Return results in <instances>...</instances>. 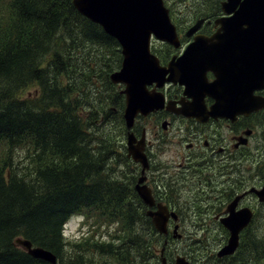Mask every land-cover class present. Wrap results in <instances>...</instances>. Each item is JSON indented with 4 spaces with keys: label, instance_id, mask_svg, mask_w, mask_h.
<instances>
[{
    "label": "trees",
    "instance_id": "1",
    "mask_svg": "<svg viewBox=\"0 0 264 264\" xmlns=\"http://www.w3.org/2000/svg\"><path fill=\"white\" fill-rule=\"evenodd\" d=\"M94 46L110 60L90 75ZM118 49L71 0H0V264H48L17 239L51 252L56 264H158L150 240L115 234L126 221L117 216L120 186L108 174L118 151L99 132L115 117L108 101L116 113L122 105L109 80ZM96 80L102 86L91 89ZM16 151L25 152L23 164ZM73 214L93 226L90 236L64 238ZM104 226L114 228L102 241L94 235Z\"/></svg>",
    "mask_w": 264,
    "mask_h": 264
},
{
    "label": "flooded vegetation",
    "instance_id": "2",
    "mask_svg": "<svg viewBox=\"0 0 264 264\" xmlns=\"http://www.w3.org/2000/svg\"><path fill=\"white\" fill-rule=\"evenodd\" d=\"M204 26L198 30V35L211 36L216 30L213 23L206 25L208 30H203ZM183 34L179 33V36ZM184 48L180 49V53ZM168 63L161 59L162 67ZM205 79L210 83L214 76L207 72ZM117 88L123 100L122 86ZM183 91L184 87L178 83H167L162 89L165 101L175 103L190 101L183 96ZM252 99L251 111L237 113L231 105L227 118H204L198 112V119H194L162 109L142 120L143 116L138 115L129 130L125 127L126 140L128 133L133 134L136 142L144 136L142 146L146 167L133 161L127 149L124 153L125 146L122 145L121 153L118 152L111 161L115 164L108 168L109 177L120 186L117 216L120 220L126 219L122 229L118 221V237L161 239L160 248L153 249L155 260L160 264L163 258L166 264H174L178 254L170 250L171 242L183 239L180 231L191 216L198 217V224L195 223L192 228L202 230L210 226L203 223L205 219L200 220V215H212L211 220L207 221L216 225L221 235L228 240L231 236L229 218L243 215L242 210L246 209L252 215L248 224L238 233L236 253L221 258L215 254L219 262L227 264H235L233 260L240 259L237 252L241 247V238L256 220L257 211L252 209L251 200H256V204L264 207L258 197L264 187V83L261 80L254 83ZM213 104L212 98L204 97L203 105L207 110ZM175 107L178 108L179 103ZM112 111L116 114V109ZM137 188L149 190L151 206L143 202ZM203 189L206 192L202 193ZM192 205L193 210L190 208ZM200 205L204 207L198 208ZM160 210L164 216H168L162 233L154 229L149 215ZM201 261V255L198 254V263ZM236 264L250 263L242 258Z\"/></svg>",
    "mask_w": 264,
    "mask_h": 264
},
{
    "label": "water",
    "instance_id": "3",
    "mask_svg": "<svg viewBox=\"0 0 264 264\" xmlns=\"http://www.w3.org/2000/svg\"><path fill=\"white\" fill-rule=\"evenodd\" d=\"M71 3L78 14L98 25L120 47L121 65L109 75V80L113 85L124 87L121 94L127 130L138 115L145 117L162 109L195 119L198 112L204 118H227L231 105L237 113L253 109L254 83L258 80L264 83V0H224L220 5L223 16L213 22L218 26L216 32L209 37L193 36L203 23L197 21L185 34L193 36L192 42L166 67L160 66L149 51L151 35L175 48L179 46L175 27L162 0H71ZM207 72L214 76L210 83L205 79ZM166 83L184 86L183 96L191 101L176 102L181 105L178 109L175 102L165 103L164 94L159 90ZM206 96L214 100L209 110L203 105ZM143 141L144 136L136 142L133 134L128 133L126 149L133 161L146 167ZM137 192L146 205H152L148 189L137 188ZM258 197L264 203V187ZM242 211L243 215L229 218L231 236L217 253L218 257L230 255L237 248L238 233L251 218L249 210ZM149 215L154 229L164 232L168 216H164L162 210ZM15 245L34 259L56 264L51 252L32 247L26 240L17 239ZM161 263L166 264L163 258ZM174 264L190 263L184 257H177Z\"/></svg>",
    "mask_w": 264,
    "mask_h": 264
},
{
    "label": "rangeland",
    "instance_id": "4",
    "mask_svg": "<svg viewBox=\"0 0 264 264\" xmlns=\"http://www.w3.org/2000/svg\"><path fill=\"white\" fill-rule=\"evenodd\" d=\"M223 0H164L166 7L169 9V13L172 16L174 24L182 31V33L189 30L197 20L203 18L205 20H213L220 16V3ZM219 6V12H217V7ZM216 11V15L211 17L213 13ZM205 25V26H204ZM207 24H203V30H208ZM184 39L189 42L191 41L190 38ZM183 44H187L183 42ZM153 46V53L163 57L164 62L169 60L174 55H180V50H173L170 46L159 42L155 39L151 40V47ZM94 49L97 52H94L92 56L95 58L96 62L92 65L91 69L86 72V74L92 75L93 72L100 71L101 67L108 63L110 60L109 53L105 52L103 48H99L94 46ZM87 50V49H86ZM120 52V48L118 49ZM89 54V51H87ZM180 53V54H179ZM90 55V54H89ZM120 60L118 62H111V65L118 63L114 67V71L119 70L121 65L122 56L121 53ZM83 57V56H82ZM113 57V56H112ZM81 58V57H79ZM75 63V62H74ZM78 65L79 63H75ZM78 69L86 70L87 68L83 65L78 66ZM95 83L101 87V82L97 81L94 82V87H90L91 89H96ZM119 85H114L116 91L119 92L118 87ZM124 87L122 86V90ZM100 94L107 96V92H100ZM120 101H122L121 108L118 109V113L115 114V119H111V122L105 124L102 128V131L99 132V136H107V138L114 142L117 151L121 153L122 148L125 146L126 152V134H125V124L123 120V110H124V96L123 100L120 97ZM98 103H101L97 101ZM108 109H113V104L109 103ZM105 108V106H104ZM104 112H102L103 114ZM145 117H142L144 119ZM152 119V118H150ZM122 120V122H121ZM139 124H141L139 120ZM154 141H152L153 143ZM5 154V149L0 146V160ZM24 151H16L14 155L15 160H18L19 163H24ZM118 155V154H117ZM116 155V156H117ZM206 192L204 189L202 193ZM204 207L203 205L198 206V208ZM251 207L252 209H256V220L252 222L248 227L245 235L241 238V247L237 254L240 256V259H244L247 263L250 264H264V207L261 205L256 204V200H251ZM256 207V208H254ZM190 208L194 209L192 205ZM212 215L204 216L200 215V220L205 219L203 223L210 226L207 228H202V230L193 229L192 227L195 226L194 224H198V217L191 216L190 220L188 219L186 222L183 223V230L180 231V234L183 235V239H175L171 242V249L175 250L178 256H184L191 264L198 263V254L201 255L203 261L198 264H227L226 262H219L215 258V254L218 249L226 242L227 237L221 235L220 229L214 225L210 224L209 221L211 220ZM197 221V222H195ZM76 224L73 220H70L68 223L64 225V236L67 240L71 241L73 238L80 239V236L85 233H91L93 231V226L90 228L86 225L83 228H78L77 232L75 230ZM113 228H108V226H104V228L97 229V232L94 237H98L99 240H109L108 234L112 232ZM191 234V236H189ZM91 234H88L90 236ZM87 236V237H88ZM150 242L153 243V246L156 248H160L162 244L161 239L156 238H147ZM239 260H233V262L238 263Z\"/></svg>",
    "mask_w": 264,
    "mask_h": 264
},
{
    "label": "bare ground",
    "instance_id": "5",
    "mask_svg": "<svg viewBox=\"0 0 264 264\" xmlns=\"http://www.w3.org/2000/svg\"><path fill=\"white\" fill-rule=\"evenodd\" d=\"M118 189H120V188H118Z\"/></svg>",
    "mask_w": 264,
    "mask_h": 264
}]
</instances>
